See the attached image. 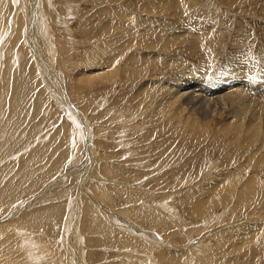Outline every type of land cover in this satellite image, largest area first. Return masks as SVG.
Wrapping results in <instances>:
<instances>
[{"label": "rangeland", "instance_id": "obj_1", "mask_svg": "<svg viewBox=\"0 0 264 264\" xmlns=\"http://www.w3.org/2000/svg\"><path fill=\"white\" fill-rule=\"evenodd\" d=\"M239 73L264 0H0V264H264V99L170 95Z\"/></svg>", "mask_w": 264, "mask_h": 264}, {"label": "bare ground", "instance_id": "obj_2", "mask_svg": "<svg viewBox=\"0 0 264 264\" xmlns=\"http://www.w3.org/2000/svg\"><path fill=\"white\" fill-rule=\"evenodd\" d=\"M30 2H31V0H29ZM34 4V3H33ZM25 6H24V8H26V9H28L30 12H31V14L32 13H34L35 12V10L37 9V7L38 6H36V4L35 5H31V3H28L27 5L26 4H24ZM25 9V10H26ZM38 10V9H37ZM26 12H27V10H26ZM36 13V12H35ZM27 14H28V17L30 18L31 17V15L29 14V12H27ZM33 15H35V14H33ZM35 18H34V20L35 21H33V23L31 22L30 23V35H31V38L32 39H36V38H38L39 40L40 39H42V36H41V34H43V32H42V30L43 29H41V28H39V23L37 22V16H34ZM38 27V28H37ZM48 31V30H47ZM49 35V34H48ZM50 36V35H49ZM50 39V38H49ZM45 41V40H44ZM43 40H40L39 41V43H40V45H41V48H43V50H45V52H47V47L46 46H48L47 45V43L46 42H44ZM34 44V43H33ZM51 49V48H50ZM38 50V49H37ZM36 53H37V51H36ZM43 53H44V51H43ZM39 54V53H38ZM45 54H47V53H45ZM44 55V54H43ZM39 56V55H38ZM46 56V55H45ZM38 58V57H37ZM40 58V57H39ZM49 59H51V58H49ZM40 60V59H39ZM48 64H50V63H48ZM45 68V67H44ZM48 68H46L45 70H47ZM49 71V70H48ZM54 71V70H53ZM52 71V72H53ZM47 73V72H46ZM51 73V72H50ZM53 74V73H52ZM56 74V73H55ZM243 74H235V76H233V77H235V78H230V79H228V80H226V81H224L225 83H224V87L222 86V84L221 83H217V82H212V81H210V83L208 84V85H201V84H195V85H191V84H183V86H185V87H187L188 88V90L187 91H184L183 92V86L182 87H179V86H177L178 87V92H174V93H178V94H176V95H173V94H170L171 95V98L172 99H176V100H183V102H184V100H185V104L186 105H188L190 108H191V110H193L194 112H197L204 120H208V118L209 117H212L213 115H214V113H212V112H214L213 110H214V108H217V107H219V109H220V111H222L223 110V108H224V110L225 109H227L228 108V106H232L233 105V103L231 102V98L233 97L232 95H233V92L232 91H234L235 93V95L237 94V97L238 96H240L239 97V103L236 105V102H235V104L234 105H236L237 107H240L241 105H245L246 104V102H248L247 104H246V106L245 107H248L249 106V108L248 109H251V113H253V116H252V118H253V122L255 123L256 122V116L258 115V113H257V111H255L254 109H256V108H254L253 106H252V104H250V100H244L245 99V97H243V98H241V95H244L243 93H245L247 96H249L250 95V93L248 92V91H252V90H256V91H258L260 94V96H258V97H261V98H263L264 99V82L263 83H261L260 85L261 86H259L258 84H256V85H254V83H256L253 79H251V78H248V77H246V76H244L243 75V77L241 78V76H242ZM60 80H61V78H59ZM198 81V80H197ZM202 81V80H201ZM237 83H236V82ZM207 82V81H206ZM63 83V82H62ZM59 84H60V82H59ZM182 85V84H181ZM257 86H259V88L257 87ZM191 87V88H190ZM252 87V88H251ZM261 87V88H260ZM254 88H256V89H254ZM177 91V90H176ZM192 91V92H191ZM196 93V92H203L204 94L205 93H207V95L208 96H210V97H203L202 95L201 96H195L194 95V93ZM171 93V92H170ZM206 95V94H205ZM211 95H214V97L212 98L211 97ZM245 95V96H246ZM255 95V94H254ZM249 98V97H248ZM260 98V99H261ZM250 99V98H249ZM259 99V100H260ZM202 100V101H201ZM237 100V99H236ZM257 101H258V98H257ZM200 102H202V103H204V105H202V104H199ZM213 102V103H212ZM215 102V103H214ZM260 102H261V100H260ZM264 101L262 100V103H263ZM258 103V102H257ZM257 103H255V104H257ZM261 103V104H262ZM216 104V105H215ZM260 104V105H261ZM200 105H202L203 106V108H202V110H201V112H199L200 111ZM252 107L254 108V109H252ZM261 108V107H260ZM212 109V110H211ZM242 109H243V107H242ZM263 109V108H262ZM217 110V109H216ZM215 110V111H216ZM237 110H239V109H237ZM247 110V109H246ZM253 110V111H252ZM258 110V109H257ZM234 112V111H233ZM230 113H232V112H230ZM247 113V112H246ZM260 113V112H259ZM239 114H241L240 113V111H237L236 112V118L241 122V121H243V117L242 116H238ZM249 114V113H248ZM245 115V114H244ZM247 115V114H246ZM239 122V123H240ZM231 123V122H230ZM241 126V128H242V124L240 125ZM244 126V125H243ZM245 127V126H244ZM264 127V125L262 126V128ZM249 128V127H248ZM247 128V129H248ZM261 128V129H262ZM233 129V128H232ZM240 130V129H239ZM229 131V130H228ZM245 133V132H244ZM247 134V133H246ZM92 174V173H91ZM252 178V177H251ZM253 180V179H252ZM73 185V184H72ZM69 187H72L71 185L69 186ZM67 189V188H66ZM46 190V189H45ZM47 190H48V188H47ZM60 190L61 189H59V192H60ZM83 192H85L84 190H81V193H83ZM62 193V192H61ZM105 194V193H104ZM61 195V194H60ZM88 196V195H87ZM95 195H92L91 194V196H88V197H90L89 199H90V201H94V203H92V204H94V205H98V206H100L101 207V209L102 210H104V211H106L107 213H111V214H108V216H112V217H114V216H117L116 214H115V212H114V210H112L110 207H108L107 206V204L106 203H104L103 201H100L99 199H98V196H95ZM41 197V196H40ZM63 198V197H62ZM36 202V201H35ZM82 207V206H81ZM100 209V210H101ZM50 210V209H49ZM58 210V209H57ZM101 210V211H102ZM81 211V210H80ZM48 212V211H47ZM50 212V211H49ZM113 214H115L114 216H113ZM44 216H47V215H44ZM41 217V216H40ZM113 220H114V218H113ZM119 220L120 221H124V219H120L119 218ZM111 221V220H110ZM126 221V220H125ZM128 223L131 225V230H133L134 232L135 231H141V229L140 228H138L137 227V225H138V223L136 224V225H134V224H132L131 222H129L128 221ZM126 224V223H125ZM128 226V225H127ZM140 227V226H139ZM138 233V232H137ZM69 237V236H68ZM68 239V238H67ZM80 258V257H79ZM78 258V259H79ZM77 259V260H78Z\"/></svg>", "mask_w": 264, "mask_h": 264}]
</instances>
